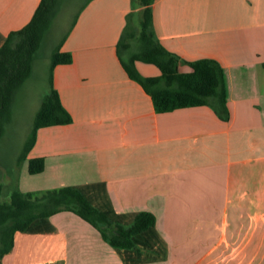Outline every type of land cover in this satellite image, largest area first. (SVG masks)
I'll return each instance as SVG.
<instances>
[{"label":"crops","instance_id":"crops-1","mask_svg":"<svg viewBox=\"0 0 264 264\" xmlns=\"http://www.w3.org/2000/svg\"><path fill=\"white\" fill-rule=\"evenodd\" d=\"M40 3L0 0V44ZM143 12L140 0L84 5L59 46L73 61L52 70L73 120L37 131L27 159L44 158L45 169L33 175L27 166L20 190L105 183L117 213H152L167 255L133 264H264V0L153 3L154 31L167 50L222 65L227 120L207 105L158 112L128 76L118 44L128 31L139 34L141 21L128 17ZM136 66L143 76L161 75L153 64ZM50 223V232H16L0 264H125L77 214L61 211Z\"/></svg>","mask_w":264,"mask_h":264},{"label":"trees","instance_id":"trees-1","mask_svg":"<svg viewBox=\"0 0 264 264\" xmlns=\"http://www.w3.org/2000/svg\"><path fill=\"white\" fill-rule=\"evenodd\" d=\"M61 1L41 0L31 21L0 44V139L6 124L11 121L15 97L31 75L36 53L59 13ZM140 2L144 12L139 34L135 36L128 31L118 44L119 56L128 76L152 96L158 112L207 105L221 118L229 119L222 65L212 58L185 61L167 50L154 31V0ZM134 47L135 50L130 52ZM72 61V54L62 52L60 47L52 54L51 90L36 115L31 138L20 158V161L27 162L30 174H40L45 169L44 158L27 159L36 142L37 131L47 126L69 124L73 120L58 91L52 87L53 68ZM137 62L157 66L161 75L143 76L137 69ZM183 63L191 67V72L181 71ZM61 211L73 212L97 228L105 241L120 253L125 264L141 262L142 257L149 260L167 255L165 244L156 230L155 216L150 212L117 213L106 184L96 183L48 190L40 196L14 190L9 202H0V262L13 249L16 232H50L53 230L51 216Z\"/></svg>","mask_w":264,"mask_h":264},{"label":"rangeland","instance_id":"rangeland-1","mask_svg":"<svg viewBox=\"0 0 264 264\" xmlns=\"http://www.w3.org/2000/svg\"><path fill=\"white\" fill-rule=\"evenodd\" d=\"M86 1H61L59 13L36 53L31 75L15 97L11 121L6 124L0 139V202H9L12 192L25 183L27 162L20 161V158L31 138L36 115L51 90L52 53L72 28ZM128 20L138 26L143 20V13L130 15ZM134 50L135 47L130 52ZM44 192L35 191L33 194L40 196Z\"/></svg>","mask_w":264,"mask_h":264}]
</instances>
